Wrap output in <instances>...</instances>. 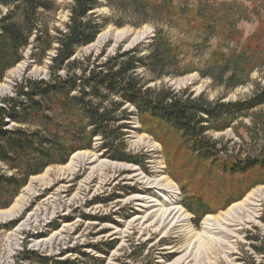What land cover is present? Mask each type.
<instances>
[{
  "label": "rangeland",
  "instance_id": "1",
  "mask_svg": "<svg viewBox=\"0 0 264 264\" xmlns=\"http://www.w3.org/2000/svg\"><path fill=\"white\" fill-rule=\"evenodd\" d=\"M54 3L58 11H43V20L52 32L69 21L73 0ZM149 3L150 14L111 10L104 5L99 11L109 15L112 23L76 56L104 55V60L137 45L142 55L161 29L177 62L170 59L163 68L165 76L151 86L187 89L196 96L204 94L209 100L225 102L246 99L264 88V0ZM224 3L231 5V12L221 9ZM208 9L217 10L211 20L206 19ZM6 10L2 8V12ZM232 51L246 52V62L256 61L248 75L236 73L231 63L222 78L223 69L218 65L225 62L223 55ZM31 53L32 47H26L23 60L0 82V105L14 94L22 79L48 78L49 59L34 63ZM123 109L131 112L130 118L115 127L129 126L116 135L125 133L120 136L130 160L110 157L96 137L91 148L76 151L67 163L30 176L13 204L0 208V264H54L52 259L75 264H100L94 259L103 264H264V194L257 197L258 191L264 193V171L241 177L224 174L208 163L202 165L168 125L140 120L129 104L118 112L121 116ZM252 111L253 118L235 123L241 134L229 128L210 136L230 153L259 155L264 145V105ZM69 116L60 111L54 120L63 133H69L65 135L78 141L82 136L80 121ZM78 155L80 163L70 171L67 164ZM0 169L7 167L0 163ZM148 178L161 180L163 185L148 187ZM197 197L203 198L211 211L200 220L186 206ZM247 200L256 210L255 218L243 223L223 218ZM171 206L180 209L179 221H165ZM209 217L216 219L208 221Z\"/></svg>",
  "mask_w": 264,
  "mask_h": 264
},
{
  "label": "trees",
  "instance_id": "2",
  "mask_svg": "<svg viewBox=\"0 0 264 264\" xmlns=\"http://www.w3.org/2000/svg\"><path fill=\"white\" fill-rule=\"evenodd\" d=\"M104 5L111 10L153 12L149 0H73L69 21L64 28L52 32L43 20V11H58L54 0H0V82L10 68L23 60V51L28 46L32 47L34 63L50 61L48 78L22 79L15 85L14 94L6 96L0 105V163L7 167L0 169V208L13 204L30 176L48 166L67 163L76 151L91 148L96 137L102 140L100 147L110 152V157L130 160L125 157L124 139L120 136L125 133L116 135L129 123L115 127L130 118L128 109H123V116L118 114L126 104L135 107L140 120H157L173 129L202 165L208 163L224 174L241 177L264 171V145L259 155L243 157L238 152L230 153L210 136L211 132L229 128L241 134L235 123L253 118L252 110L264 105V88L246 99L225 102L209 100L204 94L196 96L187 89L151 86V82L165 76L163 68L170 59L177 62L176 53L161 29L152 37L145 54L139 55L137 45L104 60V55L78 58V50L95 42L112 23L109 15L99 11ZM230 6L224 3L221 9L231 12ZM3 7L6 12H2ZM206 13V19L211 20L217 10L208 9ZM246 55L236 51L223 55L225 62L218 65L223 69L221 72L219 68L222 78L231 63L236 73L248 75L257 63L246 62ZM60 111L79 119L82 136L78 141L72 135H65L69 133H63L58 120H54ZM227 156L232 159L228 160ZM193 200L186 206L199 220L211 212L203 198ZM109 248H114L112 242ZM94 260L103 264L100 259ZM51 261L75 264L68 259Z\"/></svg>",
  "mask_w": 264,
  "mask_h": 264
},
{
  "label": "bare ground",
  "instance_id": "3",
  "mask_svg": "<svg viewBox=\"0 0 264 264\" xmlns=\"http://www.w3.org/2000/svg\"><path fill=\"white\" fill-rule=\"evenodd\" d=\"M77 156V154L75 155ZM73 157L72 161L70 163L67 164V167L68 169L71 171V170H74L75 167L78 165V163H80V160H81V155H78V159L77 157ZM67 170V168H64ZM145 183L147 184L148 187H153V186H161L163 185L161 183V180H158V181H155L154 179H145ZM168 184V183H167ZM170 184V183H169ZM168 184V185H169ZM264 193H261V191H258V195L257 197H260L262 196ZM252 202H250L249 200H247L243 206L241 207H235L234 209V212L231 213V212H228L227 215L225 217H223L225 220H230V222H240V223H243V222H246L252 218H255L256 216V210H253L252 207ZM178 207H170L169 209H167L165 215H164V218H166L165 221H179L180 218L182 217L181 215H179V212H180V209H177ZM216 219V218H215ZM214 218L212 217H209L208 218V221H214L215 220ZM207 222V220H206ZM209 223H206L204 225V227H207ZM219 227V226H218ZM220 228V227H219ZM218 229V228H217ZM211 232V231H210Z\"/></svg>",
  "mask_w": 264,
  "mask_h": 264
}]
</instances>
